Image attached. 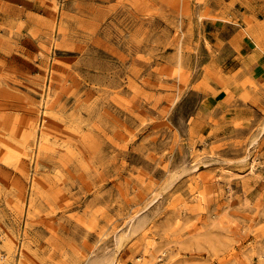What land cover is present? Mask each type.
Returning <instances> with one entry per match:
<instances>
[{"label": "rangeland", "instance_id": "374dc122", "mask_svg": "<svg viewBox=\"0 0 264 264\" xmlns=\"http://www.w3.org/2000/svg\"><path fill=\"white\" fill-rule=\"evenodd\" d=\"M258 18L0 0V264H264V109L223 63Z\"/></svg>", "mask_w": 264, "mask_h": 264}, {"label": "crops", "instance_id": "0c3cea01", "mask_svg": "<svg viewBox=\"0 0 264 264\" xmlns=\"http://www.w3.org/2000/svg\"><path fill=\"white\" fill-rule=\"evenodd\" d=\"M256 17H258L256 15ZM242 18V17H241ZM260 21L264 20V18H258ZM240 26L241 29H244L242 24L239 22L236 23ZM253 30V33L258 34L260 29L262 30V38L260 40V44L258 45L254 39L246 32V36L240 37L236 34L235 38L232 39L228 37H223V39L227 42V48L224 49L226 52L227 58L224 59V64L226 66H231L228 70V73H231L237 69H241V74L238 77V80H241L244 76L254 83L259 89L258 91L252 90L250 87H246L245 92L252 99L251 102L246 105V109H264V23H260L259 25L250 27ZM243 89L238 88L234 89V95L239 97L242 93H246ZM209 98L218 99L224 98L225 94L221 93H208ZM219 101V100H218ZM253 101H257V107L250 105ZM217 102L216 100L213 103ZM237 102V101H236ZM238 102H240L238 100ZM237 102V103H238ZM243 105L239 108H242Z\"/></svg>", "mask_w": 264, "mask_h": 264}, {"label": "built area", "instance_id": "2783aa9c", "mask_svg": "<svg viewBox=\"0 0 264 264\" xmlns=\"http://www.w3.org/2000/svg\"><path fill=\"white\" fill-rule=\"evenodd\" d=\"M1 260H2V257H1V254H0V263H1Z\"/></svg>", "mask_w": 264, "mask_h": 264}]
</instances>
